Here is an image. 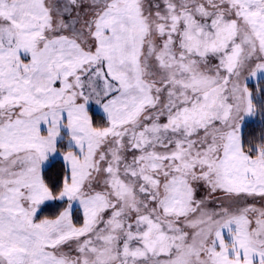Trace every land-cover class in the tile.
Segmentation results:
<instances>
[{"label":"snow or ice","instance_id":"1","mask_svg":"<svg viewBox=\"0 0 264 264\" xmlns=\"http://www.w3.org/2000/svg\"><path fill=\"white\" fill-rule=\"evenodd\" d=\"M0 264H264V0H0Z\"/></svg>","mask_w":264,"mask_h":264}]
</instances>
